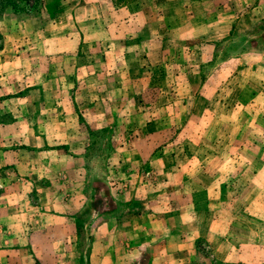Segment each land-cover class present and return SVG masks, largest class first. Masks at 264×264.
Masks as SVG:
<instances>
[{"label": "rangeland", "instance_id": "obj_1", "mask_svg": "<svg viewBox=\"0 0 264 264\" xmlns=\"http://www.w3.org/2000/svg\"><path fill=\"white\" fill-rule=\"evenodd\" d=\"M52 1L0 0V20L47 21ZM256 1L98 0L94 23L114 40L95 46L81 32L78 48L56 52L75 58L53 83L52 104L0 108V123L23 121V140L9 146L18 147L17 162L0 167V192L31 183L19 214L49 221L52 239L66 219L79 264L101 263L104 252L105 264H264V18L251 14ZM63 2L79 7L80 23L95 0ZM4 40L0 32V47ZM36 50L21 58L24 69L43 54ZM101 74L96 82L113 86L95 89ZM80 75L89 84L83 94ZM28 134L40 140L26 144Z\"/></svg>", "mask_w": 264, "mask_h": 264}, {"label": "crops", "instance_id": "obj_2", "mask_svg": "<svg viewBox=\"0 0 264 264\" xmlns=\"http://www.w3.org/2000/svg\"><path fill=\"white\" fill-rule=\"evenodd\" d=\"M50 5L52 7L48 6L49 11L45 10L49 18L47 21L43 20L41 22L38 14H24L21 19H15L17 24H11L9 19H13L14 16L8 14L0 20V32L5 35V40L2 47H0V108L2 110L9 108L8 111L13 112L14 102L25 104L26 106L34 104H38L37 106L40 104L49 106L52 104L53 101L50 102L47 96L51 95L53 91V94L57 92L56 90L60 88V83L57 86L54 85L52 87V85L59 81V78L65 77L66 74L62 70L70 63H66V60L75 58L71 57L73 55L70 57L64 56L65 53L63 51L60 56L56 52L60 51V47L64 48V44L72 49L78 48L80 38H82L81 32H84L83 40L95 46L106 45L114 40V36H109L108 34V32H111L110 27L94 23L95 17H100L103 11H100L101 4L98 3V0L84 7L90 13L89 15L84 13L86 15L82 17L89 24L86 28L78 25L83 22V20H80L81 22L78 23L77 20L79 7H69L68 4H64L63 0H54ZM251 14L255 15L257 20L264 18V0H258L254 3V9ZM55 17H58L59 22L52 26L51 19L55 21ZM61 20H64L65 23L62 24ZM69 31L73 32V34H69V37H66L65 35ZM17 33H20L19 36L21 38L15 39ZM61 38H65V43L59 41ZM29 49L32 51L31 54L37 53L36 49H42L39 52L43 53L38 57L33 55L30 57V60L35 62L32 70L24 69V66L21 65V58L28 54ZM53 49L55 55H57L55 61L59 65V68L54 70H52L51 62ZM79 69L77 67L76 70L79 71ZM58 71L60 72L57 73ZM56 73L59 75H54L53 77V74ZM102 76L103 74L97 75L92 79L95 81V89H107V87L113 86L109 83L106 85L107 87H101V84L105 81L96 82V80H100ZM75 80L79 81L80 78L77 77ZM87 86L89 87V84H84L82 76L81 83L76 86V90L77 92L80 90V94H83L87 90ZM65 91L66 87L60 90V92ZM55 103L60 104L61 101L55 100ZM30 109L31 107H27V110ZM21 122L23 123L22 117L14 115L13 119L8 123H0V167L17 162L18 147L14 149L9 146L19 144L21 139L23 140L19 130V127L22 126ZM25 137L26 144H35L36 141L40 140L34 135L30 136L28 134ZM4 145H7L8 148L5 149ZM12 171L13 173L11 174L14 176V171L16 170L11 169L10 172ZM27 184L30 187L25 188V186L29 185L19 186L14 183L7 184L0 192V264H79L75 239H71V232L64 226L66 219L58 218L60 223L56 230L59 234L57 238L52 239L51 230L47 225L49 221L38 224L36 221L34 223L31 218H26L19 214V209H24L21 203L27 195L25 191L33 187L31 183ZM44 188L49 193L52 191L47 185ZM43 198L42 202L44 203L45 201L47 203L48 200L45 197ZM9 210H11V213L5 215ZM37 239L39 240L37 241ZM52 241L59 242H55L53 245ZM226 252L225 255L228 254V251ZM106 255V252H104L102 254L104 260L102 261L101 259L102 262L99 263L100 261H98L97 264H105ZM223 260L228 261L229 257L223 256Z\"/></svg>", "mask_w": 264, "mask_h": 264}]
</instances>
